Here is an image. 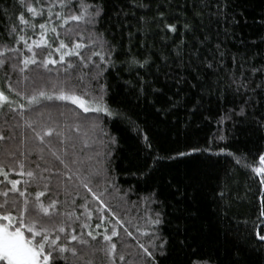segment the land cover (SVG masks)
Here are the masks:
<instances>
[{"label":"snow or ice","instance_id":"1","mask_svg":"<svg viewBox=\"0 0 264 264\" xmlns=\"http://www.w3.org/2000/svg\"><path fill=\"white\" fill-rule=\"evenodd\" d=\"M253 3L254 0H183V3L180 0H168L165 4H160L157 0H16L13 6L19 15L10 18L13 25L9 32L14 34L16 43L23 41L29 52L33 51L32 47L23 35H19L25 28H17L15 25L16 20L20 25H29L25 12L35 18L43 17L47 11L48 19L39 24L42 39L49 30L57 33V27L64 28L72 22L77 26V33L80 25L94 33L91 42L97 50L93 51L92 55L99 59L93 62L89 57L88 63H84L85 68L89 63L93 64L85 74L87 83L81 79L79 86L62 85L56 99L69 100L85 113H103L104 116L123 119L125 116L118 106L114 108L108 102L113 92L122 91L126 94L125 99L134 98L136 106L143 107L157 124H168L169 118L175 116L176 120L171 126L177 127L181 123L178 113L182 110L188 117L183 121L185 130L195 123L197 118L207 119L204 114L212 111L211 105L214 104L218 110L215 116L216 131L212 134L208 146H192L191 152H179L166 157L157 154V140L151 134V126L147 121H144L143 126L130 121L141 144L139 151L148 161L143 170L131 174L152 184L150 190L139 196L137 201L138 207L141 203L144 205L146 215L143 219L147 225L146 230L137 228V232L148 238V244L137 241L140 252L137 253L138 260L135 264H159L160 259L167 258L173 248L184 252L183 264H214L216 258L196 246L197 213L193 211V203L197 199L196 190L179 175L164 172L160 161L176 160L196 152L209 151L212 145L230 137L238 139L241 135H255L264 141V4H261L260 11L256 12ZM149 13H152L151 23L157 27L163 24L161 30L165 33L162 37L164 43L160 49H156L154 45L149 46L146 41L135 42L141 27L149 23ZM54 21H59V25L56 26ZM49 25L53 26L49 29ZM72 32L69 28L66 35L70 36ZM168 33L173 35L169 37ZM36 46L39 47L38 44ZM66 48L67 45L62 40L57 51ZM74 48L80 49L81 44L75 43ZM7 51L19 53V49L11 46ZM2 55L3 52H0V56ZM64 55L81 54L79 51L69 50L61 55V61ZM3 63L4 61L0 60V64ZM22 63L25 66L28 63L36 64V60L29 61L26 58ZM64 87L68 88L67 92L63 90ZM77 87L82 96L91 99L86 101L81 95H77ZM38 95L45 97L46 93L41 90ZM46 98L53 99L51 95ZM0 101H5L11 106L2 91ZM36 101L37 96H33L29 103ZM0 107L3 105L0 104ZM28 126L32 127L31 124ZM92 127L97 128L99 125L93 124ZM177 131L179 132L178 128ZM51 135V129L43 134L36 132V138L41 143H44L45 136ZM2 139L5 137L0 135V140ZM116 142L115 137H109L105 147ZM221 152L236 157V153L225 152L223 148ZM53 155L60 164L69 167L64 159L55 153ZM258 155L260 164L264 165V145L258 149ZM110 156V147L104 153L97 152L95 167L87 177L81 179V186L106 211L108 206L102 200L104 192L97 193L93 185L98 187L104 184L105 190L115 186L111 176L113 170L110 167ZM235 162L239 164L240 158L236 157ZM70 163L75 164L76 161L72 160ZM19 168V175H26L32 180L41 179L34 171L25 172L23 163L19 164ZM252 170L258 175L264 174V168ZM0 173L11 184L10 192H18L20 197L26 196L25 191L17 188L21 181L8 180L3 166H0ZM44 187L49 192L52 191L47 183ZM9 191L3 192L2 195L8 197ZM44 195L43 191H37L35 208H26L32 216L31 221L23 213L19 216L12 215V210L17 208L15 201L6 200L0 204V221H7L0 223V264H56L57 257L64 258L62 254L69 251L66 246L56 243L61 239L59 233H63L65 229L56 228V216L50 209H56L59 201L52 199L45 207L40 201V197ZM220 195L223 196V193ZM27 204L26 199L25 205ZM260 218H264V207L260 209ZM112 219L129 237L133 235L115 214ZM49 226L57 233L55 239H50ZM82 227H87V224ZM96 227L99 228L100 224ZM25 232L30 235L26 236ZM88 236L96 240L91 231ZM118 236V231L113 227L110 235L103 236L107 246L97 250L104 251L110 258L113 257L117 244L112 242V238ZM256 236L264 242V221ZM71 240H77V236L72 235ZM80 243L86 242L81 238ZM260 251L264 252V249ZM234 253L227 264H246L239 248L234 249ZM72 255L76 257L75 250H72ZM119 259L123 261L125 256L121 254Z\"/></svg>","mask_w":264,"mask_h":264},{"label":"trees","instance_id":"2","mask_svg":"<svg viewBox=\"0 0 264 264\" xmlns=\"http://www.w3.org/2000/svg\"><path fill=\"white\" fill-rule=\"evenodd\" d=\"M157 2L165 4L168 0H157ZM180 2L183 3V0ZM15 4L16 0H0V52H3L0 60L4 61L0 64V91L11 102L10 107L8 103L0 107V135L5 137L0 140V166H3L8 180L21 181L17 188L25 191L26 196L20 197L18 192H10L11 184L0 173V204L5 203L6 200L15 201L17 208L12 210V215L19 216L23 213L31 221L32 216L28 214L26 208H35L37 191L45 193L40 197L45 207L52 199L59 201L56 209H50V212L56 216V228L65 229L63 233H59L61 239L56 243L66 246L69 251L62 254L64 258L58 256L56 264H113V262L135 264L138 260L137 253L140 252L137 241L148 244V238L137 232V228L147 229L143 219L146 215L144 205L141 203L138 207L137 201L139 196L145 195L150 190L152 184L131 174L143 170L148 161L139 151L141 144L130 121L141 126L147 121L151 126V134L157 140L159 149L157 154L166 157L179 152H191L192 146L200 148L208 146L212 134L216 131L215 116L218 110L214 104L211 105L212 111L204 114L207 119L199 117L185 130L183 121L188 117L182 110L178 113L181 123L177 127L171 126L176 120L175 116L169 118L168 124H157L143 107L136 106L134 98L125 99L126 94L122 91L113 92L108 102L114 108L118 106L119 111L125 116L123 119L117 116H104L103 113H85L69 100L56 99L62 85L79 86L81 79L87 83L85 74L93 64L89 63L87 68L83 65L88 63L89 57L93 62L99 59L92 55L93 51L97 50L91 42L94 33L86 30L83 25L79 26L77 33V26L72 22L64 28L57 27L59 38L57 33L49 30L42 39L39 24L48 19L47 11L43 17L35 18L25 12L29 25H20L18 20L15 21V25L17 28H25V31L19 35H23L28 45L32 47L33 51L29 52L24 42L16 43L14 34L9 32V28L13 25V20L10 18L19 15L17 9L13 7ZM261 4H264V0H254L253 7L256 12L260 11ZM148 16L149 23L141 27L135 42L146 41L149 46L154 45L156 49H160L164 43L162 37L165 33L161 30L163 24L157 27L151 23L152 13ZM53 23L58 26L60 22ZM32 25L35 27L33 28ZM52 26L49 25V29ZM69 28L73 30L70 36L66 35ZM132 30L135 32V27ZM167 35L170 37L173 34ZM62 40L67 48L57 51ZM77 42L81 44L80 49L74 48ZM37 44L39 47L36 46ZM9 46L19 49V53L7 51ZM69 50L79 51L81 55H64L61 61V55ZM26 58L29 61L35 59L36 64L28 63L25 66L22 61ZM46 61H56V63H45ZM109 79L111 80V77ZM41 90L46 93L45 97H39ZM63 90L67 92L68 88L64 87ZM76 94L82 96L79 87L76 89ZM48 95L53 99H47ZM33 96H37V101L29 103ZM82 98L86 101L91 99L86 96ZM29 124L32 127H29ZM93 124H98L99 127L93 128ZM49 129L52 130V135L45 136L44 143H41L36 138V132L43 134ZM105 133L108 135L106 136ZM109 137H115L117 142L105 147ZM262 145L264 141L258 136L241 135L238 139L230 137L226 141H218L206 152H196L190 156L178 157L176 160L160 161L164 172L179 175L185 182L191 183L196 190L197 199L193 203V211L197 213L196 246L215 257L214 264H227L230 257L235 254L236 248L241 250L246 264H264V252L260 251L264 249V242L256 236L264 221V218H260V209L264 207V183H262L264 174L258 175L252 170L264 168V165L260 164L258 155V149H261ZM109 147L110 167L113 170L111 176L115 186L105 190L104 184L98 187L93 185L97 193L104 192L102 200L108 206L106 211L81 186V179L87 177L95 167L96 153H104ZM222 148L225 152L236 153L240 163L235 162L236 157L222 153ZM53 153L64 159L69 167L60 164ZM72 160L76 163H70ZM20 163H23L25 172L34 171L41 176V179L32 180L26 175H19ZM69 176L72 178L68 179ZM46 183L52 189L51 192L45 189ZM5 191H9L8 197L2 195ZM220 193H223V196ZM26 199L27 205H25ZM113 214L132 232L131 237L115 223L112 219ZM40 216L43 217V214L40 213ZM0 222L7 223V221ZM85 224L87 227H82ZM97 224H100L99 228L96 227ZM113 227L116 228L119 236L112 238V242L117 244V250L110 258L104 251L97 249L107 246L103 236L110 235ZM89 231L96 236L95 241L88 236ZM167 231L166 228L165 232ZM49 234L50 239H55L57 233L51 226H49ZM25 235L30 234L25 232ZM72 235H76L77 240H71ZM81 238L86 243L81 244ZM72 250L76 251V257H73ZM121 254L125 256L123 261L119 259ZM184 260V252L173 248L167 258L160 259L159 264H183Z\"/></svg>","mask_w":264,"mask_h":264},{"label":"rangeland","instance_id":"3","mask_svg":"<svg viewBox=\"0 0 264 264\" xmlns=\"http://www.w3.org/2000/svg\"><path fill=\"white\" fill-rule=\"evenodd\" d=\"M7 101L9 102L10 100L7 99ZM6 103H7V102H5V101H0V104H2V105H3V104H6ZM0 223H1V222H0Z\"/></svg>","mask_w":264,"mask_h":264}]
</instances>
